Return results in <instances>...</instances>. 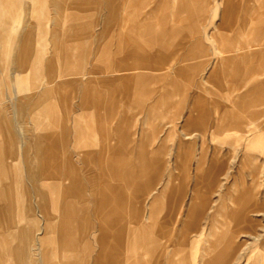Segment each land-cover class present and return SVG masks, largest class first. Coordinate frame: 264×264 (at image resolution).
Masks as SVG:
<instances>
[{
	"label": "crops",
	"instance_id": "1",
	"mask_svg": "<svg viewBox=\"0 0 264 264\" xmlns=\"http://www.w3.org/2000/svg\"><path fill=\"white\" fill-rule=\"evenodd\" d=\"M45 1L0 0V87L8 83L7 90H0V228L4 229L0 230V238L9 235V229H15L12 233L22 244L21 247L11 251L12 256H15L13 261L16 264H118L119 256L122 254L121 250H128L132 264H143L141 260L143 256L152 258L157 253V247L151 237L155 229L169 225H178L186 230L197 229L198 220L203 214L202 210H196V203L200 197V186L202 180L215 171L216 156L211 157L210 165L203 174V157L195 159L191 144L186 156L189 164L179 168V164L175 163L174 167H167L164 172V161L159 160L158 156L164 154L169 137L158 141L157 146L149 152L143 150L140 145L145 138L150 136L148 126L153 122L151 113L153 107L148 109L137 133L138 138L135 139L133 134L126 131L130 130L132 121L120 114L125 105L115 104L117 100L114 98V93L90 104L91 90L94 92V97H99L101 93L100 88H91L102 79L93 76L92 72L76 74L73 65L80 60L83 61L85 53H89L85 48L90 45L95 47V55L98 53L99 38L97 36L91 38L90 45L82 42L63 44L60 47V54L56 55L53 51L49 53L47 51V46L50 45L48 40L54 39L55 35L54 32L48 31L47 23L52 22L53 25V20L47 17V10L44 8ZM114 1L110 17L116 22L115 18L119 9L116 0ZM139 1L141 0H123V11L126 6L137 5ZM168 1L166 0L165 7H168ZM179 1H183L180 7L182 11L185 9L184 2L190 3V0H172L173 13ZM191 1L193 4H199L200 9L204 7L206 9L209 4V0ZM239 1L243 0H214V14L218 6L222 8L220 14L222 23L215 25V32H204L207 33L208 39H212L216 45L212 59L213 68L207 73L205 82L210 81L221 66H227L228 69L236 71L240 59L250 62L256 55H260L264 63V0H248L250 8L245 10L239 8ZM159 7L161 8V6L153 8L149 16L159 14ZM53 14H57L56 11ZM214 14L212 20L215 18ZM68 15L71 23L81 20L83 16L82 13L73 15L71 12ZM151 20L144 28H140L135 23L121 18L117 21L118 28L114 30L121 33L125 28L137 34L143 29L150 44L153 45L159 42L157 38L160 33L166 32V27L163 25L164 20L161 26L155 25L153 18ZM235 22L240 24L236 25ZM33 24L36 25V32L30 30ZM9 27L16 30L14 36L8 34ZM173 29L176 28L173 27ZM75 31L79 29L69 27L66 35L74 36ZM201 37L198 36L195 44L183 42L181 47L188 48L184 49L185 53H180L181 55L176 53L173 54L174 56L172 54L169 56L166 52L156 50L159 56L163 57L161 60L164 64L161 69L157 68V70L164 71L169 90L180 87L177 80L182 72L177 74L178 67L198 65L193 55L201 50ZM231 40L233 43L228 44ZM50 47L54 49V46L50 45ZM233 48L243 53L235 55L231 53ZM255 49L258 51L255 52ZM128 50L130 49L120 48L118 54L122 51V55L115 59V62L118 64V70L124 72V81L127 82L128 88L137 91L135 84L141 78L146 77L137 75V71L146 70L152 66L156 68L159 64L150 57L155 50L146 56L140 55L136 50ZM104 58L109 61L107 54ZM29 62L32 65L30 72L24 75L16 73L17 70L26 69ZM59 64L62 65V72L61 75L56 76L55 68ZM36 74L43 75L47 91L40 94L33 105L27 107L30 97L27 99L22 94L32 93L44 87L41 81L36 79ZM73 74L79 77L77 80L68 82L66 77L75 76ZM22 80L29 82L23 84ZM101 82L104 83V80ZM78 86L80 89L77 88ZM169 90L167 97L170 96ZM52 91L59 96V102L64 105L59 120L57 121L54 106L48 103L37 110L29 121L27 110H32ZM71 91L74 95L76 92L79 93L81 101L88 107V110L94 113V119L91 120L95 125V131L99 134L96 141L90 137L89 143V146L94 148V145H97L98 152L95 153L93 148L90 152L77 154L87 163L76 162L74 157H71V153L66 151V146H63L61 155L50 135H45L57 125L62 132L67 130L69 116L72 112ZM98 101L100 104L97 105ZM197 103L198 101L192 103L185 117L183 130L188 139L191 137L190 129L196 125V119L204 121L208 117ZM195 110L198 111L197 116L193 114ZM220 111V107H215L211 137L218 119L225 117L224 114H219ZM45 116L49 117L47 124L43 121ZM15 123L19 128V133L15 131ZM30 124L34 125L36 130L33 131ZM253 126H247L245 132L251 137L258 134L254 132ZM118 132L121 135L117 139L120 145L116 151L117 155L114 154L116 155L115 160L110 163L107 160L110 156L108 151L112 150L111 143L114 134ZM202 136L204 137V133ZM190 141L194 143V139ZM193 159L194 163L190 166ZM248 161L250 167L254 168L256 159L249 157ZM81 164L86 168L82 169ZM181 172L192 177L191 195L185 214L182 212V207L177 210L178 194L173 193L176 190L173 184L180 181ZM13 173H17L21 180L20 198H16L18 195H15L11 182L7 181ZM249 173L251 176L249 186L248 189H243L242 196L244 200L249 194L254 201L249 203L246 210L238 217V222L246 223L249 225L248 229L252 230L249 216L257 212L258 207L256 185H251L256 184L258 180L253 178L255 175L253 169ZM144 179L147 183L143 184ZM112 181L117 185L114 186ZM236 186L233 181L227 190L228 197L233 198V190ZM46 194H54L55 198L49 202ZM36 198L42 201L39 208L45 213V225L49 221L54 222V232L60 240L56 244L55 253L53 251L47 254L43 249L40 239L46 235L44 228L39 229L36 236L18 230L22 225L32 224L34 226L37 223L32 208V203L34 205ZM19 204L21 219L16 211ZM51 209L56 210L55 217L51 216ZM228 215L232 214L220 208L215 209L212 214L209 234L212 241L204 248L206 255L201 258L199 264H233L240 258L233 259L234 240L226 232L228 230L223 221V218ZM8 225L10 227H7ZM84 230H92L91 249L88 248L89 241H84L82 237L76 240L80 232ZM180 239L183 245L187 241L184 235ZM112 243L118 245L120 251L111 249L110 244ZM94 245L97 246V250L93 248ZM236 245L240 246L242 243ZM68 248L71 249L70 254L67 253ZM172 255V252L162 249L157 254L156 261H164L165 264H188L185 254L179 257V260H174ZM236 264H241V260Z\"/></svg>",
	"mask_w": 264,
	"mask_h": 264
},
{
	"label": "rangeland",
	"instance_id": "2",
	"mask_svg": "<svg viewBox=\"0 0 264 264\" xmlns=\"http://www.w3.org/2000/svg\"><path fill=\"white\" fill-rule=\"evenodd\" d=\"M114 2V0H46L44 8L47 10V17L53 20V25L52 22L47 23L48 31L54 32L53 34L55 35L54 39L48 40V44L54 46V49L49 45L47 46V51L49 53L53 51L54 54L58 55L63 44L69 45L74 42H82L90 45L91 38L94 36L99 38L98 53L95 55V47L93 45L86 47L85 49L89 53H85L83 61L80 60L73 65L74 73L86 74V72H92L93 76L101 77L104 80V83L101 82L102 80H98L96 85L91 88L98 87L101 93L99 97H94V92L91 90L92 96L90 98L92 100L90 99V104H94L93 102L97 101V99L102 100L107 98V95L114 93V98L117 100L115 104L119 106L125 105L120 114L126 116L127 120L132 121L130 130L127 128L128 130L126 131L129 134H133L135 139L138 138L137 133L143 124L148 109L153 107L151 110L153 122L148 126L150 136L145 138L140 145L143 150L149 152L157 146L158 141L169 137L164 154L158 156L159 160L164 161V172H166L167 167H174L175 163L179 164V168L189 164L186 156L191 144L195 159L203 157V174L206 173L210 165L211 157L213 155L216 156L215 171L210 176H206L207 178L205 177L202 180V185L200 186V197L196 203V210H202L203 214L198 220L197 229H181L178 225L163 226L155 229L151 237L157 247V253L152 258L143 256L141 259L143 264H165L164 261H156L158 258L157 254L162 249L172 252L174 260H179V257L185 254L188 264H199L201 258L206 255L204 248L212 241L209 235L210 218L215 209L218 208L228 214H232L223 218V221L228 230L226 232L234 240L233 259L240 257L233 264H236L237 261L240 262V260L241 264H264V63L261 61L260 55H256L254 60L250 62L240 59L239 67L236 71L233 69L234 72L228 69L229 67L227 66H221L213 78L205 82L207 73L213 68L212 59L216 47L215 42L212 39H208L206 34L215 32V25L222 23L220 16L222 8L218 6L214 14V0H209L206 9L205 7L200 9L199 4H193L191 0L189 1L190 3L185 1L184 11L180 10L183 1H179L174 13L172 0L168 1V7H165L166 0H141L137 5L126 6L125 11H123L122 6L123 0H116L119 9L115 18L116 22L110 17ZM158 6H161V8L159 7V14L149 16L150 11L153 8H158ZM239 8L241 10L250 8L248 0L239 1ZM54 11L57 14H53ZM69 11L73 15L82 13V19L73 23L69 22ZM213 14L215 18L212 20ZM121 18L135 23L140 28H144L148 22L152 21L151 18H153L157 26H161L162 20H164L163 25L166 27V32L160 33L157 38L159 42L152 45L143 29L137 34H133L129 29L125 28L121 33L117 30L115 31L114 29L118 28L117 21ZM235 24L239 25L240 23L235 22ZM35 27V24L31 25L30 30L36 32L37 29ZM69 27H74L79 29V31H75L74 36H68L66 32ZM173 27L176 29H173ZM205 31L207 33H204ZM7 32L10 36H14L16 30H12L9 27ZM199 35L202 36L201 50L193 55L196 58L195 61H198L195 62L198 64V68L195 64L184 68H181L182 66L178 67L177 74L182 72V75L177 80L180 87L169 90L170 87L167 86L168 82L164 71L157 70V68L161 69L164 64H162L163 60H161L163 57L159 56L156 50H160L163 53L166 52L169 56L176 53L184 54V49L188 47L183 48L181 44L183 42L195 44ZM217 36H220L218 32ZM231 42L233 43L231 40L228 44H231ZM120 48L130 49L128 51L136 50L142 56H146L149 52L155 50L150 57L154 59V62L157 61L159 65L156 68L152 66L149 69L137 71V75L146 76L135 84L137 91L133 88L132 90L128 88L127 82L124 81V72L118 70V64L115 59L122 55V51L118 54ZM256 51L258 49H255ZM231 53L241 55L243 52L233 48ZM106 54L109 61L104 58ZM55 69L56 76L58 74L61 75L62 65L59 64ZM31 70L32 65L29 62L26 69L17 70L16 73L24 75ZM35 77L39 82L41 81L43 86L45 85L42 74H36ZM78 77L76 75L68 76L66 79L71 82L77 80ZM22 82L26 84L29 81L22 80ZM77 88L80 89V86ZM7 89L8 83H4L0 87L2 91ZM168 90L170 92L169 97H167ZM46 91L47 88L44 86L42 89L34 90L32 93L22 94L27 99L30 97L27 107L33 105L37 97L46 93ZM129 91L131 92L129 93ZM70 95H72L70 102L72 112L69 116L67 130L62 132L57 125L45 135H50L52 142L59 148L61 155L63 154V146H66V151L71 153V157H74L76 162L87 163L86 160H82L77 154L82 155L83 152H90L94 148L89 146L90 137L94 141L98 139L99 134L95 131V125L91 120L94 119V113L84 105L79 93L76 92L74 95L71 91ZM196 101H198L197 104L203 108L208 117L204 121L197 118L195 121L196 125L190 129L191 137L189 139H194L193 143L185 136L183 126L190 106ZM48 103L54 106L58 121L59 117L62 116V107L64 105L59 102V96L53 91L50 95H46L43 101L32 110H27L28 120L30 121L33 114ZM98 104H100L99 101L97 102ZM215 107H220L221 111L219 114H224L225 117L218 119L214 134L211 137ZM193 114L197 116L198 111H193ZM43 121L47 124L49 117L45 116ZM249 125H254V132L258 134L252 137L246 134V127ZM30 128L33 131L36 130L32 124H30ZM15 131L19 133L16 123ZM202 133H204V137ZM119 137H121L119 132L114 134L113 142L111 143L112 150L108 151L110 156H108L107 160L110 163H113L116 158V151L120 145L117 141ZM94 146L96 153L99 150L97 145ZM249 157L256 159L254 168L249 165ZM193 163L194 159L191 160L190 166ZM81 168L85 169L86 166L81 164ZM251 169L255 172L253 178L258 180L256 184L251 185H256L258 207L257 212L249 216L252 230L248 229L249 225L246 223L238 222V217L246 210L249 203L254 201L252 196L249 198L246 196L244 200L242 196L243 189H248V182L251 177L249 171ZM7 181L11 182L15 195H18L16 198H20L22 192L19 189L21 183L19 175L13 173L8 177ZM142 181L143 184L147 183L146 179ZM233 181L237 186L233 190V198H230L227 190ZM112 183L114 186L117 185L114 181ZM173 186L176 189H173V193L175 195L178 194L176 208L179 210L182 207V212L185 214L186 205L191 195L192 177H188L187 173L181 172L180 181L175 182ZM124 195L128 196L127 193H124ZM45 196L49 202L55 198L54 194H46ZM41 204L42 201L39 198L35 199L34 205L32 203L33 214L37 219V223L34 226L32 224L22 225L18 230L32 233L36 236L39 229L44 228L46 235L40 239L43 243V249L47 254L53 251L55 253L56 244L60 240L55 235L54 222L49 221L45 225V213L39 208ZM16 211L21 219L20 204L17 206ZM55 211L54 209L50 210L51 216H56ZM90 217L92 216L90 215ZM7 227H10V225ZM13 227H16V225H13ZM0 230L4 229L0 228ZM8 231H10L9 235L0 238V264H16L13 261L15 256H12L11 251L22 246L21 242L18 241L19 239L14 237V233H12L15 229L12 228ZM80 233L76 240L82 237L84 241H89L88 248L91 249L92 230H84ZM182 235L187 239L184 245L180 241ZM241 243L242 245L240 246L236 245ZM110 246L111 249L120 251L118 245L112 243ZM93 248L97 250V246L94 245ZM120 252L122 254L119 256L120 261L118 264H132L128 250H121ZM67 253L70 254L71 249L68 248Z\"/></svg>",
	"mask_w": 264,
	"mask_h": 264
},
{
	"label": "bare ground",
	"instance_id": "3",
	"mask_svg": "<svg viewBox=\"0 0 264 264\" xmlns=\"http://www.w3.org/2000/svg\"><path fill=\"white\" fill-rule=\"evenodd\" d=\"M248 196H251V195L248 194ZM248 198H249V197H248Z\"/></svg>",
	"mask_w": 264,
	"mask_h": 264
}]
</instances>
